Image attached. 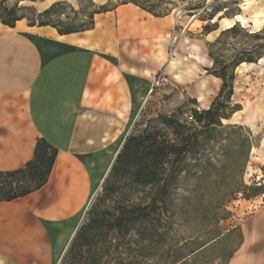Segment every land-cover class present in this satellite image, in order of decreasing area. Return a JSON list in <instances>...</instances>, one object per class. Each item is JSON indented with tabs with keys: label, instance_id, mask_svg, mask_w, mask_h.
Segmentation results:
<instances>
[{
	"label": "crops",
	"instance_id": "obj_1",
	"mask_svg": "<svg viewBox=\"0 0 264 264\" xmlns=\"http://www.w3.org/2000/svg\"><path fill=\"white\" fill-rule=\"evenodd\" d=\"M19 1L40 12L64 0ZM173 24L130 1L69 32L0 20V171L23 167L39 138L57 150L45 184L0 199V264L60 263L164 66ZM240 232L225 264H264V204Z\"/></svg>",
	"mask_w": 264,
	"mask_h": 264
},
{
	"label": "rangeland",
	"instance_id": "obj_2",
	"mask_svg": "<svg viewBox=\"0 0 264 264\" xmlns=\"http://www.w3.org/2000/svg\"><path fill=\"white\" fill-rule=\"evenodd\" d=\"M128 1L174 19L166 61L152 78L130 131L137 125L173 139L163 116L198 129L192 111L207 109L222 82L212 69L236 52L253 61H243L234 69L227 108L230 116L206 133L194 154L185 156L164 193H158V187L122 181L102 195L98 210L104 221L121 210L128 214L133 205L140 204L146 205L144 211H131V217L146 218V228L139 233L134 228L125 235L103 233L102 241L112 248L101 261L168 264L173 257L200 246L185 264H225L241 242L240 223L264 204V0L108 3ZM4 4H15L17 13L30 21L37 12L28 2ZM95 7L92 0H64L48 19L81 28L89 25ZM253 45H257L254 50L242 51ZM99 193L102 187L92 196L80 224ZM160 195L164 201L150 203ZM151 224L158 226L159 234H149ZM114 244L119 248L113 249ZM175 247L181 250L176 253Z\"/></svg>",
	"mask_w": 264,
	"mask_h": 264
},
{
	"label": "trees",
	"instance_id": "obj_3",
	"mask_svg": "<svg viewBox=\"0 0 264 264\" xmlns=\"http://www.w3.org/2000/svg\"><path fill=\"white\" fill-rule=\"evenodd\" d=\"M6 1L0 0V20L5 24L13 25L17 19L24 15L17 13L19 7H16L15 4L9 7L5 5ZM61 4L62 2H55L48 8L36 12L30 22L33 24H53L61 32L77 29V27L53 23L48 19ZM109 6H111L110 3L97 5L93 13L105 10ZM256 47L257 45H253L249 49H242V51L250 52ZM243 61H253V59L251 57H238L236 52L229 61L220 62L212 69V72L220 77L222 82L217 95L207 109L192 111L193 121L200 126L198 129L187 127L172 116H163L161 119L164 126L172 129L173 139L160 137L155 131H149L146 127L142 128L136 125L132 128L125 137L121 149L101 184L103 193L96 196L94 203L86 212L84 220L77 228L59 264H104L105 262L101 261L102 257L105 253H109L112 245L102 241L103 233H111L114 236L117 234L125 235L134 228H137V233L146 228L144 226V224L146 225V218L140 216L138 219H132L131 217V211L140 209L144 211L146 205H133L128 214L121 210L112 219L104 221L102 213L98 210L102 195L118 187L122 181H129L136 186L158 187L157 192L164 193L170 184L171 177L174 178V174L180 171V164L185 156L194 154L206 133L214 130L216 125H221L222 118L227 119L230 116L227 108L230 105V96L233 94L234 69ZM56 151V148L45 139H37L33 157L23 167L10 171H0V199L10 200L45 184ZM158 198L155 199L154 196L150 203H156L157 200L164 201L161 195ZM148 227L150 228V235L152 233L159 234L158 226L155 224ZM140 246L138 249L141 248ZM184 246L186 244L181 247ZM181 247H175L173 251L177 253ZM118 248V244H114L113 249ZM195 250L173 257L167 263L185 264L187 259L197 252Z\"/></svg>",
	"mask_w": 264,
	"mask_h": 264
}]
</instances>
